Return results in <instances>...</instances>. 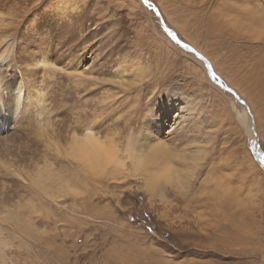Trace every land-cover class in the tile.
I'll return each instance as SVG.
<instances>
[{
    "label": "rangeland",
    "instance_id": "rangeland-1",
    "mask_svg": "<svg viewBox=\"0 0 264 264\" xmlns=\"http://www.w3.org/2000/svg\"><path fill=\"white\" fill-rule=\"evenodd\" d=\"M149 1L249 111L143 0H0V264H264V0Z\"/></svg>",
    "mask_w": 264,
    "mask_h": 264
},
{
    "label": "bare ground",
    "instance_id": "bare-ground-1",
    "mask_svg": "<svg viewBox=\"0 0 264 264\" xmlns=\"http://www.w3.org/2000/svg\"><path fill=\"white\" fill-rule=\"evenodd\" d=\"M206 8V7H205ZM204 10V9H203ZM215 19V18H214ZM225 23L224 22H222V25H224ZM219 29H222L223 27L220 25V27H218ZM262 28V27H261ZM257 31H255V33H256ZM253 34V33H252ZM254 36H257V34L256 35H254ZM252 37V36H251ZM256 39V38H255ZM259 39H261L260 37H259ZM245 40V39H244ZM254 41V39H252L251 40V42H253ZM259 41V40H258ZM255 42H256V40H255ZM247 43V42H246ZM252 44V43H251ZM260 44V43H259ZM251 53H252V51H251ZM254 54V53H253ZM171 56V55H170ZM263 57V56H262ZM238 59V58H237ZM236 59V60H237ZM216 60V59H215ZM252 62V61H251ZM228 63H230V62H228ZM234 64V63H233ZM235 64H237V63H235ZM205 66V65H204ZM243 66V65H242ZM198 69V68H197ZM192 70V69H191ZM219 70V69H218ZM199 72V71H198ZM202 72V71H201ZM195 73V72H194ZM200 73V72H199ZM225 74V73H224ZM255 78V77H254ZM228 80V79H227ZM230 80V79H229ZM231 81V80H230ZM237 82V81H236ZM248 82V81H247ZM231 83V82H230ZM239 85V84H238ZM240 86V85H239ZM210 87V86H209ZM216 87H214V89H215ZM217 89V88H216ZM210 90H211V88H210ZM213 90V89H212ZM241 90H243V89H241ZM246 90V89H245ZM242 92V91H241ZM209 93V92H208ZM217 93V92H216ZM243 94V93H242ZM254 98V97H253ZM229 99V98H228ZM249 100V99H248ZM177 101H179V100H177ZM177 101H173V100H170V101H168L167 102V105L166 104H164L163 106H164V110H166L165 111V113H167V114H170L171 112H173L174 110L176 111V112H178V106H180L178 103H177ZM249 103V102H248ZM257 113V112H256ZM159 117V121H158V125L160 126V128H164V126H163V124H164V121L162 120V118L164 119V116L163 115H159L158 116ZM167 122V121H166ZM165 122V123H166ZM166 125V124H165ZM249 125V124H248ZM167 126V125H166ZM165 126V127H166ZM152 127H155V125L154 124H152V126H151V128ZM92 140V138L91 137H87V139L85 140V141H79L80 142V145H79V147L77 148L78 150V153H77V157L79 158V159H82V160H86L87 162L86 163H89L90 164V166H91V168L92 169H94L95 171L94 172H96V173H98L97 171L98 170H100L101 168H103L105 165H107V161H108V159H109V154H110V152L109 153H107V152H105L102 148H101V146H100V144H99V142L96 140V142L97 143H95V142H93V141H91ZM149 151H150V153H151V157H149L148 156V154H149ZM167 151H168V149H167V147L164 145V144H162V143H158V144H155V145H147L146 147H145V149L144 150H142L141 152H139V153H135V152H133V150H132V154H133V156H134V158H135V160H138L137 158H147L148 160H160L159 159V157H162L161 155H164V156H167L168 157V155H167ZM147 156V157H146ZM168 158H170V157H168ZM162 159V158H161ZM164 160L165 161H167L165 158H164ZM136 162L137 161H135V164H136ZM141 162H143L141 159L137 162V164H136V169L137 170H142L143 169V167L141 166ZM162 162V161H161ZM169 163H171L170 162V159H169V161H168ZM85 163V162H84ZM145 163V162H144ZM160 163V162H159ZM151 164H152V162H151ZM150 164V165H151ZM153 165H155V164H153ZM161 165V166H160ZM159 166L162 168V164H160ZM164 165V164H163ZM156 166V165H155ZM167 166V165H166ZM166 166H164L163 168H164V170L163 171H165V169H166V174L165 175H167L168 177H169V179L171 178V175L169 176V172H168V170H167V167ZM158 167V166H157ZM159 167V168H160ZM170 167V166H169ZM88 168V167H87ZM154 168V167H153ZM161 171V170H160ZM164 173V172H163ZM159 175V174H158ZM161 176L163 177V175L161 174ZM166 176V177H167ZM154 177H155V175H154ZM158 177H160V175L158 176ZM165 177V176H164ZM165 177V178H166ZM167 177V178H168ZM172 178H173V176H172ZM172 178H171V180H172ZM260 178V177H259ZM169 179H167V180H169ZM171 180H169L168 182H170ZM174 180V179H173ZM166 181V180H165ZM167 182V181H166ZM167 182V183H168ZM172 182V181H171ZM174 182V181H173ZM172 182V183H173ZM172 183H170L171 185H174V184H172Z\"/></svg>",
    "mask_w": 264,
    "mask_h": 264
},
{
    "label": "water",
    "instance_id": "water-1",
    "mask_svg": "<svg viewBox=\"0 0 264 264\" xmlns=\"http://www.w3.org/2000/svg\"><path fill=\"white\" fill-rule=\"evenodd\" d=\"M144 4L149 7L150 9H152L155 14L156 17L159 19L160 24L164 30V32L167 34V36L173 41V43L180 47L181 49H183L184 51H186L187 53L193 54L196 58H198L200 61H202L206 67L207 73H208V77L210 78V80L216 85L218 86L223 92L228 93L233 95L236 100L242 104L243 106H245L248 109V105L246 104V102H244L239 95L229 86H227L223 80L216 74V72L214 71L212 65L210 64V62L202 55L200 54L196 49H194L192 46H190L189 44H187L185 41H183L170 27L168 24H166V22L163 19L162 14L160 13L159 9L156 8L154 6V4L152 2H150L149 0H143ZM249 111V109H248ZM252 132L254 133L255 137L257 138L256 132H255V125L253 122V126H252ZM253 156L255 157V159L257 160V162L260 164V166L264 169V151L262 150V148L260 147V145L258 143H255L254 147H253Z\"/></svg>",
    "mask_w": 264,
    "mask_h": 264
}]
</instances>
